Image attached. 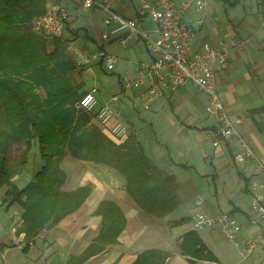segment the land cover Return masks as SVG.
<instances>
[{
  "label": "crops",
  "instance_id": "1",
  "mask_svg": "<svg viewBox=\"0 0 264 264\" xmlns=\"http://www.w3.org/2000/svg\"><path fill=\"white\" fill-rule=\"evenodd\" d=\"M48 1L67 10L62 41L74 59L78 61L82 50L92 52L94 49L117 56L119 61L116 66L121 64L116 75L119 92L122 75L133 73L138 64L152 61L143 42L129 41L122 46L120 41L126 37L125 33L104 37L107 32L103 24L105 14L98 9L84 10L82 0ZM139 6L140 0H112L114 12L126 19H138L141 27L155 39L156 35L152 33L155 25L146 17H138ZM203 15L204 25L191 50H198L203 44L230 45L232 40H248L244 50L232 49L229 65L218 75L217 86L228 114L242 119L238 127L241 137L249 144L256 159L264 163V0H208ZM199 18L201 14H192L191 23ZM47 44L50 48L54 47L50 41ZM88 72L91 70L85 74ZM143 91L127 93L120 101L131 105L138 113L125 125L129 136L142 146L145 156L175 179L176 209L163 219L146 213L128 195L125 180L120 175L93 163L76 160L79 163L76 164L68 156L61 165L66 173L62 190L68 192L89 186L91 194L77 212L30 241L23 233L17 232L21 225V207L18 204L10 208L0 207V264H69L94 243L101 224V217L95 212L106 201L121 210L126 226L117 244L104 246L100 253L81 264H134L141 254L152 250L166 255L164 264H229L234 257L230 250L223 247L221 239L226 241L217 227L195 232L210 258L197 259L182 250L181 239L192 231V218L196 212L212 217L226 213L241 226L238 246L233 244L240 259L232 264L244 261L245 264H264L263 250L257 249L246 259H243L240 250L244 240L264 231L249 223L248 185L252 180L263 182L254 164L241 165L233 161L237 141L213 147L210 133L215 128V122L205 114L207 97L193 85L169 90L162 100L149 105L138 99ZM94 123L112 139L95 118ZM21 175L12 179L19 189L31 180L25 181ZM201 178L213 179L215 192L211 187V197L204 198L201 194L198 185ZM199 199L202 203L197 208L196 201Z\"/></svg>",
  "mask_w": 264,
  "mask_h": 264
},
{
  "label": "trees",
  "instance_id": "2",
  "mask_svg": "<svg viewBox=\"0 0 264 264\" xmlns=\"http://www.w3.org/2000/svg\"><path fill=\"white\" fill-rule=\"evenodd\" d=\"M47 5L48 0H0V190L4 206L18 204L22 209L18 234L32 240L77 212L91 194L89 186L62 190L66 173L61 164L68 155L114 171L142 211L165 218L178 205L175 179L145 156L133 136L116 142L93 122L94 114L76 109L85 94L84 83L73 81L76 65L64 47L57 44L48 53L47 40L30 32L29 23L44 15ZM22 141L25 151L18 166L25 169L32 145L38 144L42 168L19 189L12 181L6 151L11 143ZM95 214L101 217L98 236L69 264H81L104 246L118 243L126 226L121 210L106 201ZM181 247L194 258H210L193 231L182 237ZM165 258L159 251H146L134 264H164Z\"/></svg>",
  "mask_w": 264,
  "mask_h": 264
},
{
  "label": "built area",
  "instance_id": "3",
  "mask_svg": "<svg viewBox=\"0 0 264 264\" xmlns=\"http://www.w3.org/2000/svg\"><path fill=\"white\" fill-rule=\"evenodd\" d=\"M206 6L207 0H140L138 17H146L153 22L155 28L152 33L156 35L153 39L149 36L150 32L141 27L138 19H126L114 12L112 0H82L84 10L98 9L105 14L103 24L107 32L104 37L125 33L126 37L120 41L122 46H126L129 41H141L152 61L138 64L133 73L126 72L122 75L119 94L107 100H100L97 96L98 89L92 88L82 96L78 108L94 114L100 127L107 130L113 138L121 139L128 134V128L121 121L123 114L119 109V103L125 94L144 89L138 99L149 105L162 100L169 90L193 85L207 97L205 114L215 122V128L210 133L213 147L237 141L238 147L233 154V161L241 165L252 162L263 178L262 183L252 180L248 191L251 210L249 223L264 230V163L256 159L249 144L241 137L238 127L242 124V119L232 118L228 114L217 86L218 75L229 65L232 49L244 50L248 40H232L230 45L203 44L200 49L191 50L198 32L204 25L203 13ZM194 13L201 14V18L194 22L196 26L190 19ZM67 17L64 6L51 4L44 15L35 19L32 30L37 34L60 39L65 32ZM78 59L82 67L100 62L109 72L114 71L119 61L116 56L104 50L91 56L79 54ZM88 97L91 99L85 104L84 101ZM111 122L113 124L109 126ZM201 203V199L197 200L196 207ZM215 227L227 243L238 246L237 238L242 228L229 214L221 213L212 217L196 212L192 218L193 232ZM240 248L243 259L250 257L257 249L264 251V231L244 240Z\"/></svg>",
  "mask_w": 264,
  "mask_h": 264
},
{
  "label": "rangeland",
  "instance_id": "4",
  "mask_svg": "<svg viewBox=\"0 0 264 264\" xmlns=\"http://www.w3.org/2000/svg\"><path fill=\"white\" fill-rule=\"evenodd\" d=\"M207 2H208V0H207ZM51 4H56V3H50V1H48L47 8ZM226 7L231 8L229 6H226ZM37 18L38 17L33 18L32 21L29 23L28 28L30 29V32L36 36L43 37L45 40H47V42L50 41V43H52L54 45V47L50 48L48 46V44H46V49H47L48 53L53 52V50L56 48L57 44L59 46L64 47L65 54L71 58V60L74 62V64L77 67V72L73 76L74 83H84V88H83L84 92H87V91L91 90L92 88H97L98 89V95L97 96L100 99L101 98L105 99V98H108L110 96L112 97V94L119 92V83L117 81L116 75H117V73H119V68L121 67V64H118L115 67V70L111 71V72L107 71L105 69V67L100 64V62H97V63L94 62V64L92 63L93 66H91V67L90 66H85V67L80 66L78 61L72 57V55H71L72 53H70L68 51L67 46L62 41L63 36H62V38L57 40L56 38H52V37H49L47 35L37 34V33L33 32V30H32L33 22ZM95 51L96 50L94 49V51H92V52H89V51L83 52V50L81 52L84 56H91L92 54L95 53ZM111 55L115 56V54H111ZM89 68H91V69H89ZM88 70H91V72H88L87 74H85V72H87ZM126 71H129V70H126ZM111 73H115V74H111ZM38 93L40 94V96L42 98H44V93L41 89L38 90ZM76 109L80 110L78 108V103L76 105ZM119 109L122 111V114H123L121 121L123 124H126V125H128V123H130L129 121H127L128 119H131L135 115L138 114L137 111L131 107V105H128V104L124 105V103L122 104V102L119 104ZM80 111H83V110H80ZM93 122H94V120H93ZM1 128H2V124L0 123V129ZM110 137L113 139V137L111 135H110ZM128 137H129V130H128V134L124 137V139L123 138H121V139H115L114 138L113 140H115L116 142H122L123 140H125ZM24 151H25V146H24L23 141L11 143L10 147H8V149L6 151V158H7V165L11 168V172H12V174H14V177H15V175H21L22 174L21 175L22 179L26 181L27 179L31 178L35 173H37L38 171L41 170L42 161H41L40 149H39L38 144H33L31 150L29 151V153L27 155L26 167H25V169L22 170L21 167L18 166V163H19ZM68 156L70 158H72L70 155H68ZM72 162L79 164L74 159ZM61 167L64 170V166H61ZM69 167L70 166L65 167V169L67 170V169H69ZM198 182H199L198 185L200 187L201 194L203 195V197L204 198L211 197L212 194H211V192H209L210 188L212 187V192H215L213 179L212 178H201L200 181H198ZM3 192H4L3 190H0V199H2V197H3L2 196ZM2 206H3V204L0 207H2ZM221 240L223 243V247L225 249H228L231 251V255L234 257L233 261L237 262L240 259V257L238 256V253H237L238 250L235 249L233 244H228L227 242L225 243L223 241V239H221ZM222 243L220 242L221 246H222ZM233 261H231L229 264L234 263ZM242 264H245V261Z\"/></svg>",
  "mask_w": 264,
  "mask_h": 264
},
{
  "label": "clouds",
  "instance_id": "5",
  "mask_svg": "<svg viewBox=\"0 0 264 264\" xmlns=\"http://www.w3.org/2000/svg\"><path fill=\"white\" fill-rule=\"evenodd\" d=\"M90 99H91V97H88V98L84 101V103L87 104V103H88V100H90Z\"/></svg>",
  "mask_w": 264,
  "mask_h": 264
}]
</instances>
